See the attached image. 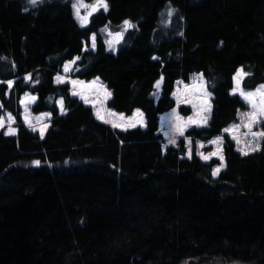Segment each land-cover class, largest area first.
<instances>
[{
    "label": "trees",
    "instance_id": "1",
    "mask_svg": "<svg viewBox=\"0 0 264 264\" xmlns=\"http://www.w3.org/2000/svg\"><path fill=\"white\" fill-rule=\"evenodd\" d=\"M106 3L79 26L64 0H0V80H14L0 83V103L17 120L14 134L0 133V264H264V142L242 156L223 137L225 166L213 178L217 161L185 159L182 140L163 151L157 134L176 81L192 73L204 77L212 110L208 126L186 136L208 141L236 122L246 109L230 95L236 71L249 74L244 90L264 85V0ZM166 6L175 13L162 23ZM125 20L131 33L107 52L97 26ZM93 33L95 48L82 52ZM76 57L71 76L100 79L107 108L138 109L144 129L111 130L54 84ZM25 92L36 97L33 113L50 114L42 138L19 122ZM63 161L73 165L48 166Z\"/></svg>",
    "mask_w": 264,
    "mask_h": 264
},
{
    "label": "rangeland",
    "instance_id": "2",
    "mask_svg": "<svg viewBox=\"0 0 264 264\" xmlns=\"http://www.w3.org/2000/svg\"><path fill=\"white\" fill-rule=\"evenodd\" d=\"M27 1L28 0H26V2ZM64 1L68 2L70 4L73 18L76 21V23L79 26H81V23H80L79 19L77 18L75 11L73 9V3H75L76 0H64ZM95 3H96V0H83V4L85 5V7L80 8V14L82 16L87 15L89 12L92 11V8L89 6H91ZM28 4H30V3L28 2ZM99 8H100V10H99ZM99 8L97 11L92 13V15L89 17V21L86 25H89V23H91L92 18L99 11L100 12L105 11L102 7H99ZM170 8L172 9V7H170V6H166L164 8V11L161 14L162 23H167L166 20L170 18V16L168 15V10ZM174 13H175V10H174ZM86 25H84V26H86ZM105 26L106 25H103V24H101L100 26H97L98 27L97 33L100 36L101 40H103L106 51L109 53H116L119 51V48H120L119 44L122 43V40H124L129 35V33H131V31H130L131 27H129L125 30V26L122 22V24H120L116 29H113L112 26L107 24L108 30L102 31V29H104ZM109 31H111L112 33L123 32V38L120 39L119 42H116L115 37L109 35ZM91 37H92V35L89 38L88 44L84 45L82 47V52H85L87 49H89L91 51L93 50ZM109 41L113 42L112 47H109ZM78 60H75V63ZM65 64H68V62L64 63L63 66L60 67V72L57 73L53 79L54 84L55 85H66V86H68V93L70 94V96L77 98V100L79 102H81V104L83 106L89 108L94 120L97 123L106 125L111 130L121 132V133L125 132L127 130H130V129H136V128L144 129L145 128L144 116H143L141 111L137 112L138 109L135 110L131 114V116H126L124 114L121 116L120 113H116V112L107 108V103H108L111 95L108 96L107 98L104 97L103 91L106 90L107 92H109V90L100 81V79L97 80V78H94V79H91L89 81L79 80V81H83L84 85H88L91 82L96 81V86H95L96 91L89 89V88L82 87L80 85H77L74 87L72 85L71 81L72 80H78V79H75L71 76V71H72L74 64H69V71H67V72H65V70H64ZM236 73L234 74V76L236 75ZM57 75L64 77L62 82H59V83L57 82V80H56ZM234 76H233V78H234ZM22 78L24 79V82H31L30 73L23 76ZM233 78H232V89L230 91V95L237 96L239 98V100L243 103V105L246 109L240 111L237 114L236 122H234V123L231 122L226 128H224V129H230L229 132H225L223 129L220 135H217L208 141L195 140L193 138L186 136L187 132L191 131L192 129L205 128L209 124L210 116H211V110H212V103H211L212 96L206 94L209 92L206 88L205 79H203L202 75L199 73H192L190 75L188 82H183L181 80H178L175 83L174 90H173L172 95H171V98L174 102V106L169 111L162 113L159 116L158 124H157V126H158L157 127V134L159 136H161V138H162V150L163 151H165V149H167L169 147H177L179 141L182 140L183 145H184V149H185V153H184L183 157L185 159H191L192 157H197L198 159H200L202 161V163L203 162L208 163L212 160L217 161V164L212 169V173H213V170L218 168L221 163H223V165L225 166L224 154H223V147H224L225 141H224L223 137H228L229 141H231L234 144L235 151L242 156H244V155L241 154V152L238 149L244 147L248 141H252L253 144L258 143L260 145L259 150L252 151L249 154L261 151L262 144L264 142V138L257 137L255 140H253L251 135H245V133L248 132V128L245 126L247 123V120L242 118V114L249 113L252 111V109H251V106L239 95L238 92L233 93L232 90L236 86V83H235ZM9 80H12V79H9ZM5 81H7V80H5ZM12 81H14V80H12ZM159 82L160 83H159L158 87H157V83L155 85L154 96L156 99L158 98L159 93H160L161 79L159 80ZM74 91L76 93L83 92V95L87 98L88 103H85V100L81 99V96L79 94L74 95L73 94ZM248 91H255V89L248 90ZM7 93H8V91L6 92V94ZM26 93L28 94V97L25 96ZM31 97H34V96L29 92H25L20 97L19 106L21 109V113H20L21 115L19 117V119H20L19 122L23 127L27 128L30 132L38 135L39 138H42L50 126L51 117H50L48 112L33 113L32 107L35 103V99L32 100V99H30ZM22 101H23V103H22ZM60 101H62V100L57 99L55 105H56V109H57L58 114L63 115L66 113V111L64 110V106L61 107ZM26 109H27V112L25 111ZM181 109H183V110L187 109L188 110L186 115H183L181 113ZM97 110H99L101 112V115H103L106 120L114 121L115 123L122 124L123 126L122 127H113L112 123H106L105 120L98 119L97 114H96ZM109 113H115L116 115H110ZM8 114L9 113L5 112L1 108V103H0V118H3V120H4V126L0 127V133L6 134L9 130ZM25 116H27V121L25 120ZM189 117H191L192 121H195V122L189 121ZM178 118H182V120L178 119ZM202 119H206V123H201L200 121ZM178 123L182 124V125H185V124L187 125V127L184 128V135H180L175 130V126ZM16 124H17V120L14 118V122L11 123V127L17 131V128H16L17 125ZM130 125H134V126H130ZM233 125H239L240 127L239 128H233ZM252 130L256 131V132L264 131V123H259L257 125H254ZM7 135H11V134H7ZM233 135H235L241 141L240 144H237L236 139H233ZM217 137H221L222 139L217 141L216 140ZM170 139L175 140V143H170L169 142ZM189 141H191V143H189ZM212 141H216V142L213 143ZM189 150H191V158H189ZM198 153H203L205 156H209V154H211V153H218V154L217 155H210L209 159L205 160V159H202ZM220 156H223V161L220 160ZM21 164L30 166L34 163L33 162H28V163L21 162ZM45 164H47V163H45ZM69 165H73V163L70 164V161H63L61 163L54 164V165L48 164L49 167L56 168V169L64 168L67 166L69 167ZM223 168H220L219 172L222 171ZM219 172H218V174H219ZM217 175L213 176V174H212L213 178L217 177Z\"/></svg>",
    "mask_w": 264,
    "mask_h": 264
},
{
    "label": "snow or ice",
    "instance_id": "3",
    "mask_svg": "<svg viewBox=\"0 0 264 264\" xmlns=\"http://www.w3.org/2000/svg\"><path fill=\"white\" fill-rule=\"evenodd\" d=\"M28 2L31 5H36L38 2H40V0H28ZM81 7H85V5L83 4V0H76L75 3H73V9L75 11V14L77 16V18L79 19L81 26H84L88 23L89 21V17L92 15L93 12L97 11L99 7H102L105 11H107L108 5L106 3V0H96V3L89 6L92 8V11L89 12L87 15H81L80 14V8ZM174 12V9H169L168 10V15L171 16ZM123 24L125 26V30L129 27H134V25L131 24L130 21L125 20L123 21ZM108 30L107 25L105 26L104 29H102V31H106ZM109 35L110 36H114L115 37V41L119 42L120 39L123 38V32H116V33H112L111 31H109ZM92 48L94 49L96 44V35L95 33H93L92 37ZM112 41H109V47H112ZM79 57H76L73 61L68 62V64H65L64 70L65 72L69 71V64H74L75 60H78ZM202 75V74H201ZM247 75H249L248 73L244 72L243 69H239L237 70L236 75L234 76V81L236 83V86L233 88V93H239V95L251 106L252 111L249 113H244L242 114V118L247 120L246 123V127L248 128V132L245 133V135H251V137L253 138V140H255L257 137L260 138H264V131H260V132H256L253 131V126L257 125L259 123H264V85H260L259 87H257L255 89V91H245L242 87H241V81L243 80L244 77H246ZM64 79V77H61L59 75H57L56 80L57 82H62ZM98 80V78H97ZM0 83H6L8 88L11 89L14 81L12 80H7V81H0ZM72 85L75 87L77 85H80L82 87L85 88H89L92 89L94 91H96V81L91 82L88 85H84L83 81H79V80H72L71 81ZM159 81L157 82V87L159 86ZM74 95L79 94L81 96V99L85 100V103H88L87 98L83 95V92L81 93H76L75 91L73 92ZM207 95H210V93H206ZM103 95L105 98H107L108 96L111 95V93L107 92L106 90L103 91ZM26 97H28V94H25ZM30 99L34 100L35 97H31ZM23 103V101H22ZM61 107L63 106V102L60 101ZM27 112V109L25 110ZM137 112H139V110H137ZM97 118L98 119H103L105 120L106 123H112L113 127H122V124H117L114 121L111 120H106L105 117L103 115H101V112L99 110H97ZM110 115H116L115 113H109ZM50 115V114H49ZM121 116L123 114H120ZM181 119L182 118H178ZM25 120L27 121V116H25ZM8 121H9V130L6 134H14L15 133V129L11 127V123L14 122V118L11 116V114H8ZM189 121H192V118L189 117ZM195 122V121H192ZM201 123H206V119H202L200 121ZM4 126V120L3 118H0V127ZM130 126H134V125H130ZM187 127V125H182V124H176L175 126V130L180 134V135H184V128ZM239 125H233V128H239ZM225 132H229L230 129H224ZM221 137H217L216 140L219 141L221 140ZM233 139H236L237 144H240L241 141L235 136L233 135ZM170 143H175V140L170 139L169 140ZM213 143H215L216 141H212ZM189 143H191V141H189ZM260 145L258 143L253 144L252 141H248L244 147L239 148L238 150L241 152V154L243 155H247L252 151H256L259 150ZM202 159H209L210 155H217L218 153H211L209 154V156H205L203 153H198ZM189 158H191V150H189ZM220 160L223 161V156H220ZM34 164L38 165L40 162L39 161H33ZM224 165L223 163H221L219 165L218 168L213 170V176H216L220 170V168H223Z\"/></svg>",
    "mask_w": 264,
    "mask_h": 264
}]
</instances>
